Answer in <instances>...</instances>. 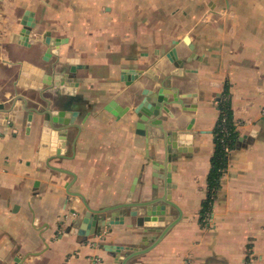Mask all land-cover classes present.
<instances>
[{"label": "crops", "instance_id": "1", "mask_svg": "<svg viewBox=\"0 0 264 264\" xmlns=\"http://www.w3.org/2000/svg\"><path fill=\"white\" fill-rule=\"evenodd\" d=\"M160 96L161 122L143 121L135 109L153 119ZM13 99L0 116V264H118L178 209L139 224L131 211L148 207H122V223L87 234L83 198L103 208L167 187L180 220L127 264H264V0H0V103ZM223 104L236 134L210 187Z\"/></svg>", "mask_w": 264, "mask_h": 264}, {"label": "water", "instance_id": "2", "mask_svg": "<svg viewBox=\"0 0 264 264\" xmlns=\"http://www.w3.org/2000/svg\"><path fill=\"white\" fill-rule=\"evenodd\" d=\"M23 22L25 23V25H27V27H25L23 31L25 34L24 38L26 39L27 35L30 33V27L35 26L36 22L35 20H33L32 16H28V15L25 16ZM47 41H50L49 38H47ZM75 69L76 67L74 66L71 67L72 71H75ZM158 98H159V103H158L159 108L154 109L153 119H148L145 113L150 115L151 112L145 109L144 104H139L138 107L135 109V111L137 112L139 117L142 118L143 121H148L151 124H159L161 122L160 121L161 119L156 118V116L160 114L161 107L164 106L162 109H165L166 111H168V108L165 106V102H167L165 100L166 98L163 96H160ZM17 99H20L19 95L17 96ZM17 99H13L11 101V105L8 107V109L5 108V105L3 103H0V116L3 115V113H5L4 111L12 112L14 109H17V106L15 105L16 102L14 103V101ZM107 109L113 112L115 115H119L124 111V108L121 107V105H119L116 101H111V103L107 105ZM71 120L72 119L63 120L64 125L65 126L68 125L71 122ZM140 124H142L141 126H143V123ZM139 132L143 133V129H141ZM173 137L179 138V145H188L191 144L192 142L193 134L190 132L177 130V131H173ZM170 179H171L170 175L166 176L167 182H169ZM170 188L171 187H167V189L165 190L166 192H164L163 195L157 196L150 200L126 201L123 203L110 205L103 208H94L89 204V202L85 198H83V201L87 207V211L82 218V222H83L82 232H85L87 234L97 233L101 231L103 227L105 228L114 224L122 223L124 221V218L118 212V210L122 207H148L147 212L141 213L140 215H138L137 209H133L131 211L132 215L137 216L138 223L143 224L145 220H150L152 218L151 216H153V220H158V218L155 217V215H163L162 213L165 212H162L161 209H165L166 204L175 206L178 209L179 213L173 218L167 217L169 221L165 223L159 230H156L158 233L157 235L153 236L152 241L150 243H148L145 247H131V251L127 255H125L121 260H118V264H127L128 260L131 259L132 257L142 254L153 248L155 245H157L161 241V239L166 235V233L175 225V223H177L180 220L182 211L179 208V206L170 199L169 196L171 190ZM158 201L164 203V205L159 206L160 210L158 208L149 209L150 205L157 203ZM104 214L106 215L103 218L102 216ZM163 218L166 219L165 217L162 216L159 219L162 220ZM103 247L115 256L119 255L118 253L122 249L121 245H117L113 243H104Z\"/></svg>", "mask_w": 264, "mask_h": 264}, {"label": "trees", "instance_id": "3", "mask_svg": "<svg viewBox=\"0 0 264 264\" xmlns=\"http://www.w3.org/2000/svg\"><path fill=\"white\" fill-rule=\"evenodd\" d=\"M224 115L226 116V121L219 122L215 129V142L216 149L213 157L212 169L209 175V184L210 187L218 185L221 177V170L227 162V152L225 151V143L229 144L232 147L235 139V125L233 122L232 111L228 108V105L221 107ZM225 126L228 130V134H224L221 130V127ZM210 198L207 200L209 203Z\"/></svg>", "mask_w": 264, "mask_h": 264}, {"label": "built area", "instance_id": "4", "mask_svg": "<svg viewBox=\"0 0 264 264\" xmlns=\"http://www.w3.org/2000/svg\"><path fill=\"white\" fill-rule=\"evenodd\" d=\"M224 121H226V116H223L222 119H221V122H224ZM221 130L223 131L224 134H228L229 133L225 126L221 127ZM224 147H225V151L226 152L230 151L231 147L229 146V144L225 143Z\"/></svg>", "mask_w": 264, "mask_h": 264}]
</instances>
